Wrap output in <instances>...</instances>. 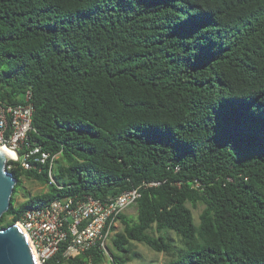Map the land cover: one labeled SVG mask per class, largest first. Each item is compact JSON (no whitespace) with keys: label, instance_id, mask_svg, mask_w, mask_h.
I'll use <instances>...</instances> for the list:
<instances>
[{"label":"trees","instance_id":"obj_1","mask_svg":"<svg viewBox=\"0 0 264 264\" xmlns=\"http://www.w3.org/2000/svg\"><path fill=\"white\" fill-rule=\"evenodd\" d=\"M28 92L41 152L32 169L12 162L0 230L55 200L141 187L114 264L140 257L135 242L164 264H264V0H0V99ZM24 179L47 192L17 204Z\"/></svg>","mask_w":264,"mask_h":264},{"label":"built area","instance_id":"obj_2","mask_svg":"<svg viewBox=\"0 0 264 264\" xmlns=\"http://www.w3.org/2000/svg\"><path fill=\"white\" fill-rule=\"evenodd\" d=\"M31 92L25 103L11 105L0 99V146L12 150L14 158L7 160V170L12 162L20 163L25 169L34 168L28 163L31 156L39 154L29 142L34 131V108ZM50 155L42 153L36 161L45 163ZM51 169L49 176L53 180ZM141 198V187L123 192L108 201L93 197L55 200L48 205L27 210L16 223L27 234L29 245L38 264H47L58 255L69 260L93 250L108 253V244L115 234L118 217L137 205Z\"/></svg>","mask_w":264,"mask_h":264},{"label":"water","instance_id":"obj_3","mask_svg":"<svg viewBox=\"0 0 264 264\" xmlns=\"http://www.w3.org/2000/svg\"><path fill=\"white\" fill-rule=\"evenodd\" d=\"M8 159L0 152V217L8 211L17 184L7 170ZM0 264H37L28 240L16 224L0 230Z\"/></svg>","mask_w":264,"mask_h":264},{"label":"rangeland","instance_id":"obj_4","mask_svg":"<svg viewBox=\"0 0 264 264\" xmlns=\"http://www.w3.org/2000/svg\"><path fill=\"white\" fill-rule=\"evenodd\" d=\"M23 188L24 190L20 189L18 194L16 195L17 204L22 203L26 200L25 191L31 193V195H35L41 192H47L48 190L47 186L37 181L26 179H24L23 181ZM202 209V206H200L198 209H193L194 218L197 224L199 223V216L202 212ZM127 215L133 218L136 217V208L134 207L128 210ZM116 228V232H120L122 230L123 226L120 221L118 222ZM171 236L176 240V244H179V239L176 237V235L172 233ZM108 246L112 249V251L115 250L112 246V241L109 242ZM133 252L135 254H138L140 257H133V259L128 260L127 264H164L170 259L166 254L155 252L146 245L137 242L133 243ZM129 257H132V255H130ZM102 264H114L110 252L107 253V258Z\"/></svg>","mask_w":264,"mask_h":264},{"label":"bare ground","instance_id":"obj_5","mask_svg":"<svg viewBox=\"0 0 264 264\" xmlns=\"http://www.w3.org/2000/svg\"><path fill=\"white\" fill-rule=\"evenodd\" d=\"M5 149H7V151H5ZM0 152H2V154L8 159V158H14V155H13V152L11 149L5 147V146H0ZM17 227L19 228V230L24 234V236L26 237L27 240L28 237H27V234L26 232L24 231V229L20 226V225H17ZM35 255V253H33ZM35 257V256H34ZM38 264V263H37Z\"/></svg>","mask_w":264,"mask_h":264},{"label":"snow or ice","instance_id":"obj_6","mask_svg":"<svg viewBox=\"0 0 264 264\" xmlns=\"http://www.w3.org/2000/svg\"><path fill=\"white\" fill-rule=\"evenodd\" d=\"M5 151H7V149H5Z\"/></svg>","mask_w":264,"mask_h":264}]
</instances>
